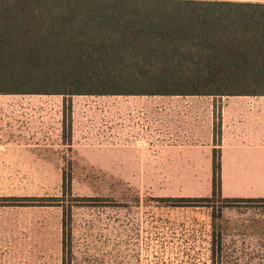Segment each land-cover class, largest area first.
<instances>
[{"label":"rangeland","instance_id":"rangeland-1","mask_svg":"<svg viewBox=\"0 0 264 264\" xmlns=\"http://www.w3.org/2000/svg\"><path fill=\"white\" fill-rule=\"evenodd\" d=\"M20 98L32 106L14 114L31 116V124L0 139L6 145L0 155V264H62L63 209L37 199L60 196L64 176L79 197L72 208L74 264H210L211 208L167 201L211 195L208 105L191 113L185 106L163 110L161 98ZM221 108L222 98L215 97V122ZM189 114L202 121L199 132L185 129ZM250 120L249 135L242 137L250 143L241 153L234 149L239 134L221 150L223 196H264V181L253 168L256 127ZM9 197L22 200L10 205ZM250 213L224 209L217 222L228 241H241L245 229L256 244L260 229Z\"/></svg>","mask_w":264,"mask_h":264},{"label":"trees","instance_id":"trees-1","mask_svg":"<svg viewBox=\"0 0 264 264\" xmlns=\"http://www.w3.org/2000/svg\"><path fill=\"white\" fill-rule=\"evenodd\" d=\"M0 94L264 95V0H0ZM220 145L221 116L211 195L167 201L211 208L210 264H264V197L222 195ZM62 187L37 200L62 207V264H74L79 197ZM230 207L251 212L256 244L245 229L228 241L217 220Z\"/></svg>","mask_w":264,"mask_h":264},{"label":"crops","instance_id":"crops-1","mask_svg":"<svg viewBox=\"0 0 264 264\" xmlns=\"http://www.w3.org/2000/svg\"><path fill=\"white\" fill-rule=\"evenodd\" d=\"M39 94H0V139L5 140L6 134L14 132H22L20 126L24 125V122L28 125L31 124L30 117L28 115L23 117L21 114L15 116L14 112H21L23 108L31 107V102L29 99H22L20 97L38 96ZM49 96H61L62 95H49ZM111 97H139V98H161L160 105L163 110L167 107L175 109L180 106H185L191 113L198 110L200 106L208 105L211 108V113L213 114L214 98L213 96H198V95H154V96H140V95H112ZM204 98H209L210 101ZM222 108H221V150L226 149L227 141L229 137L233 135V138L239 134V141L235 144L234 149L241 153L242 147L248 145L250 142L243 139L242 137L247 134L246 126L249 121L255 124V132L253 135V149L255 152V160H253V168L255 169V174H257V179H263L264 181V95H231L222 96ZM64 100V97H63ZM141 101V100H140ZM149 104V103H142ZM167 104V105H166ZM252 111V112H251ZM210 114L207 123L210 127L209 138L210 143L214 144V114ZM189 114L187 117H183L182 121L185 125V129L188 131L199 132L200 125L202 121L199 118H195L194 115ZM165 119V115H163ZM25 119H20V118ZM28 118V119H27ZM16 119L17 125L15 126L14 120ZM13 120V122H12ZM174 122H179L181 116L175 115L173 117ZM26 130V128H25ZM206 130V129H205ZM261 137L259 138V136ZM192 146V145H191ZM211 146V144H210ZM214 147V146H213ZM5 144H0V155H5ZM213 154V152H212ZM258 154V157L256 156ZM222 155V154H221ZM245 155V154H244ZM264 184H260L263 187ZM222 193V185H221ZM227 197V196H224ZM233 197H264L261 196H233Z\"/></svg>","mask_w":264,"mask_h":264}]
</instances>
